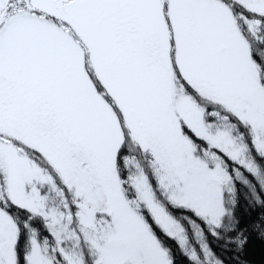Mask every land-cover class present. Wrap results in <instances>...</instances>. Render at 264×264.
<instances>
[{"label":"snow or ice","instance_id":"6c2138e0","mask_svg":"<svg viewBox=\"0 0 264 264\" xmlns=\"http://www.w3.org/2000/svg\"><path fill=\"white\" fill-rule=\"evenodd\" d=\"M245 173L264 0H0V264H224Z\"/></svg>","mask_w":264,"mask_h":264},{"label":"trees","instance_id":"16d2710c","mask_svg":"<svg viewBox=\"0 0 264 264\" xmlns=\"http://www.w3.org/2000/svg\"><path fill=\"white\" fill-rule=\"evenodd\" d=\"M250 183L245 185L244 179ZM264 192L260 191V185L245 173L236 184L234 217L238 222L235 231L225 230L219 240L206 233L207 242L216 257L224 264H264V236L254 231L252 225L264 218ZM43 228L42 225H40ZM264 227V221H262ZM47 231H41V238L47 237ZM247 238V243L242 249L237 247V238ZM166 247L171 248L174 264H186V258L180 253L179 247L174 241L164 239Z\"/></svg>","mask_w":264,"mask_h":264}]
</instances>
